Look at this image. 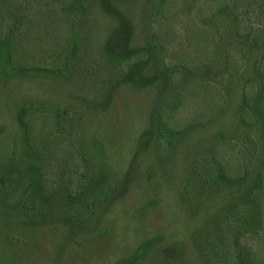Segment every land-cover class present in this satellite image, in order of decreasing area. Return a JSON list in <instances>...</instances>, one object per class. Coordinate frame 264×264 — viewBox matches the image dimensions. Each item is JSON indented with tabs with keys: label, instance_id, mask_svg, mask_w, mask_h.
Masks as SVG:
<instances>
[{
	"label": "rangeland",
	"instance_id": "374dc122",
	"mask_svg": "<svg viewBox=\"0 0 264 264\" xmlns=\"http://www.w3.org/2000/svg\"><path fill=\"white\" fill-rule=\"evenodd\" d=\"M64 1L25 0L19 11L14 7L5 10L6 18L26 16L17 20L22 27L16 49L18 64L44 66L54 59L53 69L66 61H72V66L56 77L47 74L3 81L0 76V167L13 159L24 167L25 151L38 167L34 174L41 180L33 194L35 190L51 202L72 184L80 183L85 171L92 173L99 167L110 173L114 192L91 214L78 211L74 219L68 208H46L49 210L36 211L39 219L34 227H24L22 214L16 229L9 231L6 225L13 222L12 212H17L14 206L22 197L23 186L0 209V229L7 230L0 238V264H212L197 240L215 224L225 225L229 190L223 186L220 191H202L205 182L196 161L206 155V144L219 132L232 136L228 131L236 127L234 113L242 87L234 89L233 100L227 99L218 113L213 98L221 88L195 85L182 93L183 72L176 84L166 87L158 64L149 54L140 53L154 33L148 26V0L114 1L133 30L128 47L134 53L129 56L114 53L112 42L109 44L121 26L119 17L97 3L90 4L79 18L65 21L59 12ZM228 1L232 2L227 13L233 24L221 48L223 57L241 37L238 30L244 35L245 28L257 33L264 26V0ZM225 3L170 0L155 31L161 37L160 57L190 66L196 63L206 49L209 52L214 11L227 6ZM237 11L244 16L240 27L235 20ZM1 29L3 33V4ZM74 46L77 52L70 54ZM263 61L264 41L250 68L255 63L261 68ZM166 105L174 112L164 109ZM24 107L31 109L26 117L31 127L28 143H24L18 122ZM160 118H168L172 128L189 130L170 141H160ZM144 134L147 142L140 147ZM238 147L231 144L218 151L234 176L241 174ZM20 174L32 180V175ZM188 187L190 193L186 194ZM261 198L264 203V191ZM12 233L14 241L9 239ZM219 243L217 240L218 251L227 258L225 244ZM240 245L264 261V230L241 239Z\"/></svg>",
	"mask_w": 264,
	"mask_h": 264
},
{
	"label": "trees",
	"instance_id": "16d2710c",
	"mask_svg": "<svg viewBox=\"0 0 264 264\" xmlns=\"http://www.w3.org/2000/svg\"><path fill=\"white\" fill-rule=\"evenodd\" d=\"M23 1L25 0H0V5L3 4V33L2 29L0 30V76L3 75V81H10L24 76L44 77L47 74L56 77L62 74L63 68L72 66V61H66L65 64L61 62L59 69L52 68L54 59L51 60L49 65L43 64L44 66L37 63L30 65L25 62L22 64L16 62V49L19 46L22 31V27L18 25L17 20L24 19L26 16L22 15L14 18L11 14L10 17L8 15L6 18L4 14L6 8L11 10L14 7L15 10L19 11L21 7L19 5H22ZM114 1L116 0H65L59 12L62 20H73L86 12L90 4L98 3L105 12L115 15L121 20V26L118 31H115L109 42V44L112 42V45H110L111 50L114 53L119 51L118 55L129 56L134 53V50L128 47V43L133 36V30L128 18L115 8ZM169 1L148 0L149 8L146 10L148 26L149 31L153 32L154 30V33L149 34L147 47L140 51V53L149 54L158 64L164 85L170 87L174 83L176 84L178 74L183 72L185 77L180 88L182 93L187 88L195 85H198L197 88L204 89L211 88V86L221 88L222 94L217 91L215 92L216 98H213L216 113L225 108L227 99L229 101L233 100L231 95L234 89L242 87L240 101L234 113L236 127L230 128L228 131L232 133V136L229 138L226 132H219L214 139L206 144V155L199 156L196 161L198 166H195H197V169L202 170L200 177L205 182L202 191L206 188L209 191L211 189L220 191L219 188L223 186L229 190L228 208L226 209L229 215L226 218L225 225L222 223L215 224L207 231L201 232L197 240L198 245L204 257L212 264H264V261L259 260L249 248L240 245L241 239L256 236L264 230V203L261 198L264 191V61L261 68L258 67L260 63H255L254 68H250L251 61L254 60L259 45L264 41V26L257 33L252 30L248 31L245 28L244 35H241L238 30L237 36L239 34L241 37H238L234 49L225 52L224 57L221 56L222 45L228 39L233 24V20L227 13L228 7L232 6V2L225 0L227 6H223V4L222 7L220 6L214 11L213 29L209 31L210 34L213 32L214 36L209 52L206 49L205 54L202 53L199 60L193 64L195 66H190L189 63L185 62L182 64L181 60L174 62L160 57L163 51L160 48L161 37L155 32L159 28L160 14L164 12ZM48 12L52 11L48 10ZM235 20L237 26H242V21L244 23L242 13L237 11ZM114 42L115 46L112 48ZM75 52H77L76 46L70 48V54ZM136 52L139 53V51ZM234 54L238 55L233 57ZM72 58L74 57L71 55V60ZM179 92L176 96L179 95ZM178 108L179 104L175 109ZM164 109L169 110L171 113L174 112V109L167 105ZM29 110L31 109L24 107L18 114V122L24 134V143H28V137L31 133V127L26 118ZM58 125L60 126L61 123ZM191 127L196 128V126ZM188 130L189 128H172L168 123V118L165 120L160 118L159 133L161 136H159V140L162 141L163 138H166L170 141L187 134ZM146 139L147 134H144L140 147L144 146V143L147 142ZM239 141H242L240 145H238ZM231 144L239 146L241 174L237 176H234L225 162L218 157V151L222 147L225 148V146ZM24 157L27 160L24 167H21L15 159L10 160L7 166L2 165L0 167L2 169L0 170V209H4L6 202L25 186L20 201L14 206L17 212H15L16 214L12 212L13 222L6 225V229L9 231L16 229L15 226L19 225L17 219L22 214L25 219L24 227H34L39 219V217H36V211H42L46 208L54 209L58 206L68 208L71 217L78 211L82 213L86 211L91 214L114 192L113 178L105 170L99 171L101 169L99 167L100 169L92 173L85 171L80 183L72 184V188L60 192L56 199L51 202L46 196L39 195L35 190V194H33L34 186L39 187L41 184V180L38 181L39 174H34V172H38V167L34 164V160L25 154V151ZM21 172L32 175V180L28 176L25 177L24 174H20L19 177L17 173ZM189 193L190 188L188 187L186 194ZM5 216L9 217L11 214L6 213ZM73 218L75 219L74 216ZM6 229H0V238L5 235ZM9 239L14 241L16 237L12 233ZM228 239L233 243L228 244L226 242ZM213 240L215 241L212 244ZM217 240L221 241L220 245L225 244L227 258L223 251H218Z\"/></svg>",
	"mask_w": 264,
	"mask_h": 264
}]
</instances>
